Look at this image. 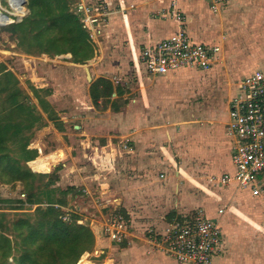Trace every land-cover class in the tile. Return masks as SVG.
<instances>
[{
  "label": "crops",
  "instance_id": "1",
  "mask_svg": "<svg viewBox=\"0 0 264 264\" xmlns=\"http://www.w3.org/2000/svg\"><path fill=\"white\" fill-rule=\"evenodd\" d=\"M75 2L103 7L108 15L105 21L86 26L94 47L92 58L84 64L72 62L84 69L86 82L84 88L75 89V101L65 106L47 100L54 113L51 119L37 104L45 123L30 138L28 148L35 154L27 165L45 181L54 174L43 202L59 204L77 215L80 222H89L94 246L84 253V261L179 264L169 254L158 251L155 242L162 241L165 229L177 214L191 219L198 209L215 219L220 229L218 252L211 264L234 262L223 254L250 252L249 242L234 246L236 231L243 220L248 221L247 215L264 212V176L258 195L237 188L232 181L222 184L219 178L234 172L232 141L224 128L237 80L264 64V58L263 63H256L255 56L244 47L240 51L237 48L242 32L247 37L251 32H259L260 37L264 33L262 0H255L253 6L250 0H227L215 12L211 10V0ZM171 2L184 16L183 26L192 41L220 47L210 71L186 68L150 75L138 63L140 48L178 28L170 16ZM243 9L253 14L246 15ZM200 73L215 74L218 82L224 75L220 90L214 93L216 101L206 102L208 105L203 107L188 106L186 94H173L176 89L172 86L171 94L154 98L158 106L152 107L146 88L149 81L163 78L178 84L177 78L191 79ZM99 80L109 82L110 87L97 83ZM49 84L40 83V87L47 89ZM54 95L52 91L51 97ZM174 97L178 100L173 101ZM189 107L196 109L191 115L187 114ZM41 138L48 141L43 143ZM58 151L62 158L48 172H37L30 166L39 156L46 158ZM117 212L126 221L127 234L120 242L110 240L101 231Z\"/></svg>",
  "mask_w": 264,
  "mask_h": 264
},
{
  "label": "trees",
  "instance_id": "2",
  "mask_svg": "<svg viewBox=\"0 0 264 264\" xmlns=\"http://www.w3.org/2000/svg\"><path fill=\"white\" fill-rule=\"evenodd\" d=\"M69 2L29 0L30 13L10 27L13 35L19 34V46L26 52H40L43 47L42 52L51 55L70 53L72 61L79 64L90 60L93 47ZM100 82L110 87L109 82L99 80L97 83ZM15 89L19 91L16 76L0 64V93ZM32 92L48 119L53 118L54 113L45 97L33 88ZM12 102H17L16 97ZM18 108L23 110L19 116L0 121V181L5 184L20 181L27 195L26 201L37 206L30 214L17 215L10 225V238L0 234V264H75L83 253L92 250L94 235L87 225L78 223L75 214L71 215L70 221L63 220L66 212L59 204L42 205V188L51 178L46 183L39 182L27 165L34 158L35 153L28 144L41 113L33 105H18ZM31 166L37 172L49 171L35 160ZM9 256L12 257L10 263L7 261Z\"/></svg>",
  "mask_w": 264,
  "mask_h": 264
},
{
  "label": "built area",
  "instance_id": "3",
  "mask_svg": "<svg viewBox=\"0 0 264 264\" xmlns=\"http://www.w3.org/2000/svg\"><path fill=\"white\" fill-rule=\"evenodd\" d=\"M24 1L15 0L14 3V0H8L11 10H3L0 6V16L5 18L0 21V26L23 18ZM226 1L211 0V10L217 11V7ZM173 4L170 3V16L178 28L168 36L140 48L138 63L150 75H165L186 68L203 73L210 71L217 62L220 47L192 41L183 26L184 16ZM76 9L84 15L82 21L85 28L87 24L105 21L108 15V12H103V7L92 8L82 2L76 3ZM224 131L232 141L230 156L234 172L223 174L219 182L227 184L232 181L239 189H249L252 195L260 194L264 176V64L237 80L236 93L228 105ZM126 142H123L124 148L127 147ZM63 220L70 221L69 212H66ZM102 233L110 240H123L127 234L124 216L115 213L102 225ZM219 243L217 221L198 209L191 219L182 213L177 214L165 229L162 241L155 242L154 247L169 254L179 264H211Z\"/></svg>",
  "mask_w": 264,
  "mask_h": 264
},
{
  "label": "rangeland",
  "instance_id": "4",
  "mask_svg": "<svg viewBox=\"0 0 264 264\" xmlns=\"http://www.w3.org/2000/svg\"><path fill=\"white\" fill-rule=\"evenodd\" d=\"M262 2V6H264V0H262ZM250 3L253 6L255 0H250ZM29 4V0L24 1L25 15L22 19H24L30 13ZM69 4L70 9L78 16L81 28L85 31L86 28L84 27V23L82 21V15L77 12L75 0H70ZM0 6L3 10H11L8 4V0H0ZM244 10L245 9H243V12L247 13L246 15L253 14V12ZM260 11L264 12L263 10ZM12 18H14L13 20H15V17ZM262 19L263 20L261 21H263L262 24L264 25V17ZM17 22L15 21L8 25L0 26V64L4 65L7 70L11 71L12 74L16 76L19 88V91L15 89L13 92L12 89L7 93H0V121L4 118H15L19 116L23 110L21 111V109L18 108V105L37 106V100L33 97L32 88L35 89L39 95H43L49 103L53 102L54 105L63 104L67 106L68 104H72L73 101H75L74 99H76L75 89H77V87L82 89V87L84 88L86 85L84 69L72 64L73 61L71 59L70 53L51 55L42 52L44 51L43 47L40 48V52L24 51L18 44L19 34L13 35V32L10 28L12 26L11 24ZM257 33L259 32H251V37H247V33L242 32V40L240 41V44H238L237 48L240 51V49L244 47V51H248L249 55L251 54L252 56H255V58L257 59L256 63H263L262 58H264V33H260L261 37L260 35L258 36ZM215 76L216 75L212 73H200L198 77H192V81L191 79L181 77L176 79L178 81V84L176 82L172 84L174 80H167L163 78L152 79L151 81H149L150 83L147 84L146 87L147 93L151 101H153V104L151 105L152 107L158 106L157 101L153 99L159 98L162 94H171L169 92L175 88L176 90L173 91V94L181 95L180 92L182 93V95L186 94L189 100L187 102L188 106L189 104L192 107H194L195 104H198V106L202 107L206 106L208 105V102L216 101L214 93L217 91V89L220 88V84L224 79L223 75L220 82H218L216 81ZM46 82L50 83L49 86L47 85V89H45V86L42 87L44 88L42 90L37 89V85L40 86V83L46 84ZM52 91L53 94L56 93L57 96L54 95L53 97H51ZM152 95H154V97ZM13 97H16L17 102H12ZM171 99L173 101L178 100L177 97ZM225 100L226 99H223V101ZM195 111L196 109L194 110V108L191 109L189 107V109L187 110V114L191 115ZM44 123L45 118L41 116L37 120L34 129H32L31 137L33 136V133H35L44 125ZM43 138H41L43 143L48 141ZM61 156L57 159L47 157L42 158L41 156H39L38 158H36L35 162L40 166H46L50 170L51 165L62 158ZM48 178H51V181L47 184V186L52 184L54 174L48 175ZM37 180L42 183L47 182L41 176L37 177ZM47 186L42 188V205H48L43 202L45 200L44 192ZM24 192L25 189L23 188V184L20 181H15L9 184H5L0 181V234L6 237H11L12 234L10 231V225L17 217V215L30 214L37 206L36 204H30L26 201L27 195L24 194ZM59 207L61 208V206ZM63 211L68 212L65 210ZM254 212L255 211H253V214L250 216L247 215V217L249 218L248 221L243 220L245 224L243 223L238 226L234 243V246H241L242 243L249 242L251 244V251L247 254L242 252L243 250L239 252H233L230 255L226 254V256L225 254H223L224 258L230 256L229 260L234 261L232 263L230 262V264H264V212L256 211L255 214ZM78 223L85 224L89 227L88 221H78ZM233 248L234 247H232V249ZM83 255L84 253L78 258L75 264H88L84 261V258H82ZM11 260L12 257L9 256L7 259L8 263H10Z\"/></svg>",
  "mask_w": 264,
  "mask_h": 264
},
{
  "label": "bare ground",
  "instance_id": "5",
  "mask_svg": "<svg viewBox=\"0 0 264 264\" xmlns=\"http://www.w3.org/2000/svg\"><path fill=\"white\" fill-rule=\"evenodd\" d=\"M14 3H15V0H14ZM15 5V4H14ZM4 17H1L0 16V21H4ZM58 157H60V151H58V152H56V153H52V154H49L48 156H47V158H58Z\"/></svg>",
  "mask_w": 264,
  "mask_h": 264
}]
</instances>
